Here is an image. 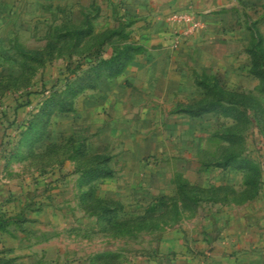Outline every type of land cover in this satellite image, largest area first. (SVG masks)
<instances>
[{
	"label": "rangeland",
	"instance_id": "374dc122",
	"mask_svg": "<svg viewBox=\"0 0 264 264\" xmlns=\"http://www.w3.org/2000/svg\"><path fill=\"white\" fill-rule=\"evenodd\" d=\"M81 5L82 0H0V122L4 125L13 111L4 116L1 107H11L15 93L49 87L64 74L68 84L82 77L91 81V65L117 49L111 42H121L125 27L103 44L98 37L107 34L103 27L118 29L123 24L113 14L90 16L91 30L72 28L86 25L80 24ZM248 6L250 37L247 29L237 30L230 47L232 63L212 66L208 73L213 80L199 81L215 83L219 92L207 95L194 88L176 95L196 100L187 107L216 98L219 108L229 107L228 114L219 110L190 117L176 109L101 106L92 120H80L59 109L70 97L65 84L31 94L32 102L16 114L18 128L8 134L0 128V143L8 141L0 149V155L6 154L1 158L17 173L10 177L2 171L1 179L13 180L16 194L0 211V264L139 262L155 253L163 235L197 209L213 199L231 198L233 185L241 187L240 166L225 163L229 154L249 158L253 164L249 182L255 190L262 169L256 155L264 145V19L259 45L252 20L258 15L255 6ZM86 90L74 98L81 106ZM47 96L52 111L43 126L36 127L44 132L41 139L59 143L31 155L29 144L17 147L19 131ZM137 148L141 154L131 157L129 151ZM23 155L28 157L20 161ZM104 168L110 172L101 175ZM184 181L188 183L179 191ZM217 183L222 185L215 187ZM195 197L200 198L196 206L191 205Z\"/></svg>",
	"mask_w": 264,
	"mask_h": 264
},
{
	"label": "crops",
	"instance_id": "0c3cea01",
	"mask_svg": "<svg viewBox=\"0 0 264 264\" xmlns=\"http://www.w3.org/2000/svg\"><path fill=\"white\" fill-rule=\"evenodd\" d=\"M248 5L255 6L253 11L258 16L252 19L256 20L253 29L260 31L264 0H82L84 13L80 24L85 16L113 14L118 23L126 24L128 39L142 49L120 73L101 76L95 87L84 91L82 106L76 99L74 109L65 113H73L80 120H92L101 106L130 111L186 108L187 103L196 100L186 101L176 95L194 88L205 94L199 81L213 80V75L208 73L212 66L232 63L230 47L235 32L245 28L250 37ZM181 9L197 12L203 26L187 36L177 33L179 25L168 21L167 16ZM109 28L105 26L101 30ZM177 112L198 117L215 111L198 115ZM44 139L33 144L31 155L59 143ZM129 152L131 157H138L142 151L137 148ZM258 153L256 156L262 163L261 182L255 190H251L249 182L250 167H240L243 181L239 189L233 185L231 198L213 199L203 209L200 207L191 218L187 217L163 235L155 253L131 264H264V145ZM1 157L4 156L0 155V211L16 194L13 180L1 179L2 171L10 177L17 174L14 165L6 164ZM221 185L217 183L215 187Z\"/></svg>",
	"mask_w": 264,
	"mask_h": 264
},
{
	"label": "trees",
	"instance_id": "16d2710c",
	"mask_svg": "<svg viewBox=\"0 0 264 264\" xmlns=\"http://www.w3.org/2000/svg\"><path fill=\"white\" fill-rule=\"evenodd\" d=\"M84 24H86L85 27L81 24L83 27L81 26L79 28V26L75 25V26H72V28L76 27L75 31L77 30V32H78V30H81V31L91 30L92 24L90 21V16H85ZM125 25L126 24H124V25L121 24V26L118 27V29H107V34L105 36H104V32H101L98 35V37L100 39V41H99L100 44H103L107 41H111L112 37L114 38V36H115L114 34L118 33L119 30H122ZM256 33H257L256 44L260 45L262 35L258 30H256ZM128 38H129V33L127 31H125L122 34V38L121 39L119 38V40H121V42L120 41L117 42L116 39H115V41L111 42L112 44H114V46L118 45L117 49L113 50L112 55L109 57H106V58L105 57L99 58L98 61H96L95 63H93L91 65L92 67L90 66L91 72H94V74L91 78V81L89 80L88 82H86L84 80V78L82 77V79H80V81L75 79L73 81L75 83L68 84V82L70 81L68 79L69 77L67 74H64V76L60 82L56 80L49 87H43L41 89H36V90H25V92H23V93H15L17 98L15 99V101L11 105V107L9 105V107H7V108H4V107L1 108L3 115L8 114L9 109H11L13 111L12 118L10 120H8L6 125H4L5 123H3L2 121L0 122V128L3 130V134H8L9 129L18 128L17 126L20 123V121H19V118L16 117V114L18 111L25 110L26 106L32 102L33 97L31 96V94L33 92H35V93L40 92V93L44 94L45 91L51 92V91L59 88V86L61 84H65V86H64L65 90L69 92L70 97H69V99H66L65 102L62 103V105L59 106V109L61 111L62 110L63 111L73 110L74 109V98L77 94L82 92L84 90V88L90 89V88L95 87L97 80L101 76H104V75L113 76V75L120 73L123 70V68L125 67V65L127 64V62L135 55V53L141 51V49H142L141 45L130 41ZM202 85L205 89V92H206L205 94H207V95L217 94L219 92L217 90L218 88L216 87L215 83H213V85L203 83ZM225 92H227V91L225 90ZM25 94H26V96H25L26 98L21 100L20 97H23ZM47 98H48V96L44 99L42 98L39 101L37 113L33 114L30 119H27V121L23 120L24 129L20 130L21 132L19 131V138L17 141V145H18L17 147H20V145H23L25 142V143L29 144V146L32 148L33 144L42 138L41 135L44 132L42 131V129L39 131V129H37L36 125L43 126V124L46 122V120L50 116V113L52 111V107H51V103H49L47 101ZM47 106H48V108H47ZM228 108L229 107H227V106H220V108H219L217 99L209 97L205 100L203 99V100L197 101L195 106H189L186 108H179V109L177 108L176 110L185 111L191 115H198V114H201L203 112L219 111V110H223L225 114H228V112H227ZM32 134H35L34 136H32L33 138L31 137ZM4 143L7 145L8 141L7 142L6 141L1 142L0 143V149ZM32 151H33V149H32ZM32 151H30L31 152L30 154H32ZM5 155L6 154L1 153V156H5ZM250 162L251 161L249 160V158H245V159L244 158H238L232 154L227 155L226 160H225L226 164H234V165H237L240 167L249 166L252 168L253 164ZM108 172H110V171L104 168V172L101 173V175H103V174L106 175V174H108ZM186 183H188V182L184 181L182 183V185H180V187H178L179 188L178 190L181 191L183 186L186 185ZM190 186H193V185H190ZM199 200H200V198L195 197L193 200H191L192 201L191 205L194 204L196 206L197 203L199 202ZM1 228H2V226H1Z\"/></svg>",
	"mask_w": 264,
	"mask_h": 264
},
{
	"label": "built area",
	"instance_id": "2783aa9c",
	"mask_svg": "<svg viewBox=\"0 0 264 264\" xmlns=\"http://www.w3.org/2000/svg\"><path fill=\"white\" fill-rule=\"evenodd\" d=\"M168 21L179 25L178 32L185 36L190 35L195 29L203 26V21L198 13L191 9H181L172 11L167 16Z\"/></svg>",
	"mask_w": 264,
	"mask_h": 264
}]
</instances>
